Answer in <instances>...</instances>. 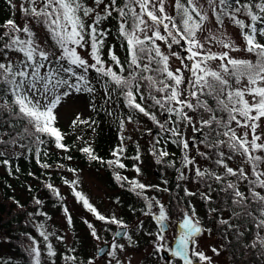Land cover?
I'll use <instances>...</instances> for the list:
<instances>
[{"label":"snow or ice","instance_id":"obj_1","mask_svg":"<svg viewBox=\"0 0 264 264\" xmlns=\"http://www.w3.org/2000/svg\"><path fill=\"white\" fill-rule=\"evenodd\" d=\"M5 2L19 19L0 23V166L11 176L13 160L31 158L41 169H50V145L61 153L70 151L67 133L59 127L67 110L74 111L70 127L93 134L99 121L91 113L103 112L117 124L112 159L97 155L88 141L79 151L90 162L113 169V179L136 198L140 214L155 226L147 231L142 219L129 225L115 213H102L78 190V178L65 179L76 202L101 228L83 218L98 246L83 259L74 246L68 247L61 256L64 264H99L100 259L105 264H140L135 257L139 234L152 238L151 255L170 252L177 264H218L217 258L229 250L235 264H264V0ZM110 37L120 41L123 58ZM174 61L179 66L173 68ZM141 118L161 135L144 128ZM128 125L150 138L149 154L157 165L175 169L182 195L173 196L167 178L161 187L119 171L127 168L124 160H132V171L142 175L140 144ZM129 141L134 155H125ZM166 143L180 149L178 161L172 159L175 152L163 147ZM67 171L77 173L75 168ZM189 182L197 185L195 191ZM44 187L60 202L72 227L60 189L47 180ZM152 192L167 194L168 202ZM185 198L199 200L205 215ZM33 201L38 209L27 215L38 235L24 233L22 246L31 264H44L43 257L47 264H57L51 238L63 243L65 236L35 219L51 217L39 210L41 199ZM13 203L24 209L19 200ZM101 231L112 232L111 241H104L107 252L99 245ZM169 231L174 246L167 243ZM214 232L219 243L203 244Z\"/></svg>","mask_w":264,"mask_h":264},{"label":"trees","instance_id":"obj_2","mask_svg":"<svg viewBox=\"0 0 264 264\" xmlns=\"http://www.w3.org/2000/svg\"><path fill=\"white\" fill-rule=\"evenodd\" d=\"M9 18L19 19V16L17 15L16 17H12V10L10 7L7 5L5 0H0V23H3ZM124 55L125 53L120 55L121 58H123ZM91 115L94 119L99 121V128L95 134L87 129L81 131L80 129L72 128L69 126L70 124L64 125L61 121H59V127L62 131L67 133L65 142L68 144L70 151L68 153H61L59 150L54 149L50 145V156L46 160L47 163L52 165L50 169H41L39 165L36 164L35 160L31 158L13 160L12 166L14 174L11 176L8 175L4 166H0V234L4 233L8 237L9 246L16 255L12 259H5V261H8V264H31V260L22 245L25 242L24 233H30L32 236L38 235L35 227L33 226L32 218L27 215L28 212H33L38 209V206L34 204L33 197H37L44 202L43 207L39 208V210L46 212L47 215L51 217V219H47L45 217L35 218L44 223L47 228L49 224H51L50 221L54 218V216L57 215V213H62L60 202H58L55 196L44 187L45 180L49 183H53L57 188H59L64 198L65 195L62 192V188L64 186H68L64 183V180H71V177L74 175L73 173L68 172L67 168H75L77 169V173L82 171L84 168L102 172L104 178H106V184L110 187V189H117L119 187L118 183L113 179V169L100 165L97 162H90L85 155L79 151L81 147L87 146L85 141H88L91 143L97 155L105 160H108L112 159L111 152L118 144L117 124L112 120V118L106 116L103 112L99 115H96L95 113H91ZM154 131L155 135H161L157 127L154 128ZM78 136H83L84 139H78ZM163 147H166L170 152H175L176 155L172 157V159L177 161L179 160L180 149L177 148L176 145L166 143ZM128 148L129 151L125 155H134L135 151L132 142L128 143ZM64 155H71L72 160L69 161L63 159ZM123 162L126 163L127 168L119 171L123 175L128 176L129 179H139L133 176L132 167L134 162L132 160H124ZM60 164H64L66 167L60 168ZM16 167H19V172H15ZM29 173H33L34 175L30 176ZM175 175V169L170 167L165 168L163 165H158L157 175L155 177L156 182L153 184H159L161 187H164L162 182L165 178H167L169 180L167 187L171 189L173 196L177 194L182 195L180 189L176 187ZM36 177H39V179ZM29 188H31L30 191ZM119 197L120 205H124L125 214L118 217L123 218L129 224L132 220L141 216L139 211L141 204L132 194L123 189L122 194H120ZM14 199L19 200L20 203L24 205V209L17 208L13 203ZM116 199L119 200V198ZM185 199H192L196 203L200 216L203 217L205 215L206 209L199 200L196 198ZM64 204L67 206L65 199ZM132 208L136 209L135 214L131 212ZM71 228L74 231H78L80 223L77 220H73V226ZM214 233L218 234L216 232ZM109 236L110 234H107L105 238L108 239ZM82 244V238L77 236L74 243L69 245V247L74 246L77 249L76 255H78L81 259L86 257L85 255H82L84 251ZM65 251L66 249L60 252L59 255H63ZM227 253L232 263L235 264L232 252L229 250ZM0 264H3L1 260Z\"/></svg>","mask_w":264,"mask_h":264},{"label":"rangeland","instance_id":"obj_3","mask_svg":"<svg viewBox=\"0 0 264 264\" xmlns=\"http://www.w3.org/2000/svg\"><path fill=\"white\" fill-rule=\"evenodd\" d=\"M229 33L233 36L234 39L237 40V42H240V38L238 36V33L235 29L229 28ZM109 43H116L117 44V52L120 55H123V51L119 49V43L116 42L113 38L109 39ZM183 51V47L180 49ZM213 50L218 51L220 50L215 45H213ZM234 56H241L242 53H232ZM179 66L178 61H174L172 63V67L175 68ZM87 97H85V100ZM88 114V113H85ZM74 118V111L70 108L67 110L66 115L60 119V121L64 125H69L71 119ZM160 119H163L164 117L160 116L158 117ZM143 120L144 128H151L153 131V134L155 135L154 128L156 127L153 125L150 121H147L144 118H141ZM129 129V134L133 136V140L138 141L141 148V155L143 159L142 164V175L137 177L136 174L133 171V176L136 178H139L142 182L146 184H153L156 182L155 177L157 175V169L158 165L155 163L154 158L149 154V150L151 148V144L149 142L150 138L146 134H142V132H137L134 129L133 125L127 126ZM190 135V133H189ZM131 142V141H129ZM128 142V143H129ZM195 154V150L193 149V153ZM231 166H236V161L231 162ZM72 179L78 178L79 180V187L78 190L81 191L87 198H89L90 202L93 203L99 211L102 213L108 214V213H115L117 216L124 215V205L116 204L115 201L116 198L120 197L119 195L122 194V188L120 186L117 189H110V187L106 184V178H104V175L102 172L95 171L93 169L84 168L82 171L78 172L75 176L73 175L71 177ZM188 187L190 190L195 191L197 189V185L194 183L189 182ZM62 192L65 195V200L67 202V207L70 210V213L73 217V220H77L80 223V228L78 231H74L71 227H68L64 218V214L57 213V215L54 216V218L50 221L51 224H49L48 229L50 231L55 232L58 235L65 236V241L63 243L57 241L54 239V237L51 238L54 248L56 249L58 255L56 257L57 264H64V261L61 259L62 255H59L60 252L65 250L69 245L74 243V240L77 236H80L82 238V247L84 248V251L82 255L84 256H92L93 253L96 250V247L98 246V242L94 241L90 235L89 230L87 229L86 225L83 223V218H88L89 220H92L98 229L101 228L100 222L94 221V218L86 213V211L81 207L80 204H78L72 195L71 189L68 186H64L62 188ZM124 194V193H123ZM151 195H159L163 202H168V195L165 193H150ZM118 196V197H117ZM123 199V198H121ZM122 206V208H121ZM144 220L145 222V230L147 231H155V226L152 223L151 219L148 217L140 216L139 218H136L132 220L129 225L133 224L137 220ZM114 231L116 230V226H110ZM102 236V240L99 242V245H102L105 240L111 241L112 236L109 239L105 238V235L108 234V232H100ZM168 236V245L174 246V241L172 239L173 233L169 231L167 233ZM0 260L2 262L5 261V259L8 258H14L16 255L14 254L13 250L9 246L8 237L4 234H0ZM151 239L150 237H147L143 234H139L136 236V240L139 242V248L135 249V257L137 260L140 261V264H177L176 258L172 257L170 252H167L170 258L168 260L164 259L162 256V252H160L158 255H151L152 253V245H151ZM220 241V237L218 234L213 233V236L211 238H208L207 236L203 238L202 243L205 245H216ZM130 251H132L130 249ZM208 255H212L210 251H208ZM44 264H47V257H43ZM218 264H233L230 257L228 256L227 251L223 252L221 257L217 258ZM99 264H105V259H100ZM135 264V261H134Z\"/></svg>","mask_w":264,"mask_h":264},{"label":"water","instance_id":"obj_4","mask_svg":"<svg viewBox=\"0 0 264 264\" xmlns=\"http://www.w3.org/2000/svg\"><path fill=\"white\" fill-rule=\"evenodd\" d=\"M104 246V251L107 252L108 251V247L106 245H103ZM165 257L168 258V256L165 254Z\"/></svg>","mask_w":264,"mask_h":264}]
</instances>
